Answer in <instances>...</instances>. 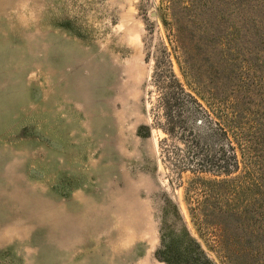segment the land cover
Returning a JSON list of instances; mask_svg holds the SVG:
<instances>
[{
  "label": "rangeland",
  "instance_id": "obj_1",
  "mask_svg": "<svg viewBox=\"0 0 264 264\" xmlns=\"http://www.w3.org/2000/svg\"><path fill=\"white\" fill-rule=\"evenodd\" d=\"M165 5L0 0V264H164L175 206L223 264L189 218L194 177L178 186L152 127Z\"/></svg>",
  "mask_w": 264,
  "mask_h": 264
},
{
  "label": "trees",
  "instance_id": "obj_2",
  "mask_svg": "<svg viewBox=\"0 0 264 264\" xmlns=\"http://www.w3.org/2000/svg\"><path fill=\"white\" fill-rule=\"evenodd\" d=\"M164 2L152 127L178 186L194 177L187 211L209 250L223 264H264V0ZM174 211L181 226L161 228L156 259L215 264Z\"/></svg>",
  "mask_w": 264,
  "mask_h": 264
}]
</instances>
